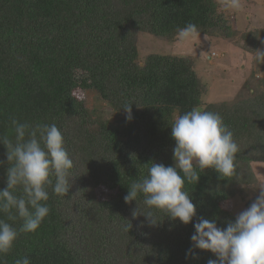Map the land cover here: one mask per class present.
Wrapping results in <instances>:
<instances>
[{
	"label": "trees",
	"instance_id": "obj_1",
	"mask_svg": "<svg viewBox=\"0 0 264 264\" xmlns=\"http://www.w3.org/2000/svg\"><path fill=\"white\" fill-rule=\"evenodd\" d=\"M217 0H0V136L14 138L20 123H55L73 160L70 188L58 196L49 187L50 214L32 233L21 232L6 264H207L208 250L193 249L194 224L215 220L224 229L235 220L221 206L240 197L250 206L261 191L253 161H264V24L232 29L217 12ZM198 26L202 35L234 39L250 56L245 79L230 100L205 102L206 85L190 55L139 54L140 33L176 40L178 28ZM81 88L93 103L74 95ZM131 107V120L124 106ZM199 107L218 112L240 151L236 171L222 177L201 171L185 183L196 215L188 224L156 211L150 226L143 198L124 202L128 187L147 175L151 163L174 166L171 125ZM107 109L112 118L104 113ZM0 189L10 166L0 144ZM182 174V173H181ZM106 189L100 196L98 188ZM19 195L20 193L17 192ZM0 219L6 216L0 213ZM12 223V222H10ZM130 224L129 231L124 226ZM23 221L17 219L19 229Z\"/></svg>",
	"mask_w": 264,
	"mask_h": 264
},
{
	"label": "clouds",
	"instance_id": "obj_2",
	"mask_svg": "<svg viewBox=\"0 0 264 264\" xmlns=\"http://www.w3.org/2000/svg\"><path fill=\"white\" fill-rule=\"evenodd\" d=\"M222 6L227 11L239 12L243 3L223 0ZM199 34L198 26L189 22L177 29L176 40L183 44L198 38ZM256 59L264 61V53L258 51ZM122 109L127 113L126 119L131 120L130 105ZM11 126L14 138L0 136L10 165L6 187L0 189V213L6 216L0 219V264H6L4 257L12 250L19 234L35 232L50 214L49 187L55 195L68 194L71 186L68 174L73 168L63 134L55 123H20L11 118ZM171 137L175 141L174 166L151 163L147 175L134 180L123 198L126 204L143 198L145 209H137L133 216L143 215L150 226L160 222L156 211L165 212L170 219H179L183 224L193 220L196 205L184 188L186 182H198L197 165L201 171L214 169L222 177H231L236 171V154L240 148L220 113L193 107L175 118ZM17 219L23 221L19 229L14 226ZM129 228V223L124 226L127 232ZM194 229L193 248L189 249L193 258V249H200L216 256L207 264H264V188L226 228H218L214 219L201 218ZM15 264L31 262L24 257Z\"/></svg>",
	"mask_w": 264,
	"mask_h": 264
},
{
	"label": "rangeland",
	"instance_id": "obj_3",
	"mask_svg": "<svg viewBox=\"0 0 264 264\" xmlns=\"http://www.w3.org/2000/svg\"><path fill=\"white\" fill-rule=\"evenodd\" d=\"M219 1L217 12L225 18L227 25L232 29H243L246 26L253 28L264 24V0H242L243 8L239 12L227 11L223 8V0ZM137 46L139 54L143 52L172 53L190 55L194 58V68L206 85L202 95L205 102L230 100L234 97L245 79L250 67V56L242 51L241 42L234 39L211 37L199 34L198 38L183 44L177 40L165 41L147 33L138 35ZM74 95L86 102L88 106L93 103L92 93L81 88L74 90ZM105 116L112 118L107 109ZM258 182L264 188V161L251 163ZM106 189L98 188V194L102 196ZM247 200L240 197L226 199L221 206L230 210L236 216L248 208Z\"/></svg>",
	"mask_w": 264,
	"mask_h": 264
}]
</instances>
